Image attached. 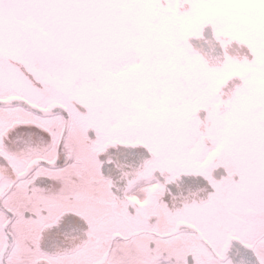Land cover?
Listing matches in <instances>:
<instances>
[{"label": "snow or ice", "instance_id": "snow-or-ice-1", "mask_svg": "<svg viewBox=\"0 0 264 264\" xmlns=\"http://www.w3.org/2000/svg\"><path fill=\"white\" fill-rule=\"evenodd\" d=\"M0 264H264V0H0Z\"/></svg>", "mask_w": 264, "mask_h": 264}]
</instances>
